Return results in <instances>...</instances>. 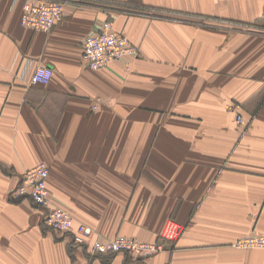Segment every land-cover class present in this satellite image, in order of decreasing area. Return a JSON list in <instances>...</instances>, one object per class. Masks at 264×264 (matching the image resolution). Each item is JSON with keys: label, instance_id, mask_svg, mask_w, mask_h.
I'll list each match as a JSON object with an SVG mask.
<instances>
[{"label": "crops", "instance_id": "1", "mask_svg": "<svg viewBox=\"0 0 264 264\" xmlns=\"http://www.w3.org/2000/svg\"><path fill=\"white\" fill-rule=\"evenodd\" d=\"M24 2L0 0V264H264L235 246L264 234V0L67 1L51 32L23 26ZM106 20L140 55L91 70L83 43ZM28 60L52 80L20 79ZM40 163L93 239L185 232L146 260L92 255L14 199Z\"/></svg>", "mask_w": 264, "mask_h": 264}, {"label": "built area", "instance_id": "2", "mask_svg": "<svg viewBox=\"0 0 264 264\" xmlns=\"http://www.w3.org/2000/svg\"><path fill=\"white\" fill-rule=\"evenodd\" d=\"M67 1L79 0H25L22 24L34 30L51 32L57 23L66 17ZM138 48L125 36L114 29V22L106 20L94 33L88 35L83 43V60L91 70H99L113 62L136 56ZM19 78L31 86L48 84L53 78V70L39 66L32 71L30 60L26 62ZM97 109V106L94 107ZM244 117L239 115L237 123L244 124ZM49 167L45 163L38 164L26 171L16 187L14 199H29L45 211L44 223L53 231L73 234L77 245H85L91 249L92 255H116L127 253L139 259H150L165 250L166 242L178 241L185 232V226L176 220L164 226L160 240L145 242L126 236L112 239L91 241L93 229L85 224H76L72 212L57 204L48 188ZM236 247L240 249L263 248L264 235H250L239 239Z\"/></svg>", "mask_w": 264, "mask_h": 264}, {"label": "rangeland", "instance_id": "3", "mask_svg": "<svg viewBox=\"0 0 264 264\" xmlns=\"http://www.w3.org/2000/svg\"><path fill=\"white\" fill-rule=\"evenodd\" d=\"M234 27H238V26H234ZM134 44V43H133ZM135 45V44H134ZM136 46V45H135ZM137 47V46H136ZM138 48V47H137ZM140 55V50L138 49V52H137V55L136 56H133V58H135V57H138ZM232 108H233V106H232ZM234 108H236V109H238L239 107H238V105H236V107L234 106ZM239 115H241V114H239ZM239 115H237V117L239 116ZM241 116H243V115H241ZM236 122H237V119H236ZM41 164V163H40ZM46 164V163H45ZM47 165V164H46ZM48 166V165H47ZM49 167V166H48ZM49 173H50V168H49ZM174 219H169L166 223H168L169 221H173ZM166 223H165V225H166ZM76 224H81V223H76ZM164 228V227H163ZM163 230V229H162ZM162 232V231H161ZM160 235H161V233H160ZM160 235H159V238L157 239V240H160ZM252 235H264V234H252ZM118 236H124V235H117V236H115L114 238H116V237H118ZM247 236H250V235H247ZM246 237V236H245ZM92 238V237H91ZM243 238V237H242ZM241 239V238H240ZM104 240V239H103ZM156 240V241H157ZM156 241H153V242H156ZM146 242V241H145ZM237 242V241H236ZM236 244V243H235ZM166 246H167V242L165 243V250H166ZM261 249H263V248H261ZM136 258H138V257H136ZM144 260H146V259H144Z\"/></svg>", "mask_w": 264, "mask_h": 264}, {"label": "trees", "instance_id": "4", "mask_svg": "<svg viewBox=\"0 0 264 264\" xmlns=\"http://www.w3.org/2000/svg\"><path fill=\"white\" fill-rule=\"evenodd\" d=\"M72 237H73V234H72ZM99 238V237H98ZM97 238V239H98ZM94 240H96V239H93V238H91V241H94ZM72 244L74 245V246H78V247H83V248H86V251H89L88 249H89V247L88 246H85V245H77L76 243H75V241L73 240V238H72ZM131 255V254H130ZM113 256V255H112ZM132 256H134V255H132ZM135 257V256H134Z\"/></svg>", "mask_w": 264, "mask_h": 264}]
</instances>
